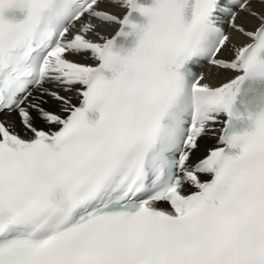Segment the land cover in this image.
Wrapping results in <instances>:
<instances>
[{"label":"snow or ice","instance_id":"snow-or-ice-1","mask_svg":"<svg viewBox=\"0 0 264 264\" xmlns=\"http://www.w3.org/2000/svg\"><path fill=\"white\" fill-rule=\"evenodd\" d=\"M0 264H264V0H0Z\"/></svg>","mask_w":264,"mask_h":264},{"label":"bare ground","instance_id":"bare-ground-1","mask_svg":"<svg viewBox=\"0 0 264 264\" xmlns=\"http://www.w3.org/2000/svg\"><path fill=\"white\" fill-rule=\"evenodd\" d=\"M237 22L244 25L248 29L254 28L256 26V24L258 23L257 21L246 17L243 13H241L239 15ZM228 29H229V35L231 37V43L239 46L245 42V40L242 36H240L238 33H235L232 29H230V28H228ZM228 54L229 53L227 51H225L223 53V55L225 57L228 56ZM202 71L204 72V74L208 78V80H210L214 84H218L220 82H223L225 79L226 74L222 73L220 70H218L213 65L206 66ZM211 143L212 142L210 140L202 141L201 142V152H203L206 147L211 146Z\"/></svg>","mask_w":264,"mask_h":264}]
</instances>
